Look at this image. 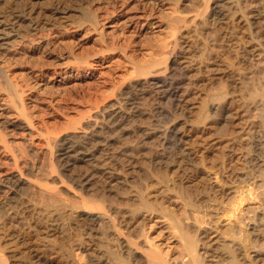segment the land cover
<instances>
[{"label": "rangeland", "instance_id": "rangeland-1", "mask_svg": "<svg viewBox=\"0 0 264 264\" xmlns=\"http://www.w3.org/2000/svg\"><path fill=\"white\" fill-rule=\"evenodd\" d=\"M82 1V5L87 6L85 8L97 14V27L83 21L77 9L66 12L64 16H46L39 32L31 29L25 36L11 30L10 23H0V28H3L0 33V67L16 85L26 109V116L17 113L19 111L10 103L7 91L0 86V132L6 138L0 139V189H3L0 194L5 201L0 207V264H90L92 250L89 248L98 241V233L94 230L98 222L92 218L95 214L97 217L100 210L85 202L90 198V203L92 197L99 199L107 193L108 197L112 186L124 187L128 191L141 184L148 187V191H156L157 177L160 171L167 169L165 163L159 164L154 158L158 151L159 130L171 123L181 130L183 147L189 150L191 156L186 168L191 172L179 169L174 175L182 188L179 191L183 198L189 200L195 194V172L200 170L206 174L209 171L208 174L214 179H209L208 174L205 176H208L210 184L214 181L215 185L212 186L219 200L227 202L231 195L226 196L225 190L235 189L236 184L243 190L239 208L246 223L255 211L256 215L264 213V165L258 170L259 173V167L252 164L253 159L257 158L262 159L264 164V8L260 0L225 1L227 5H231L229 1H232L235 7H230L233 10L225 7L226 16L224 14L219 18L212 14L215 0H211V8H206L207 11L204 10V0ZM38 2L37 6L43 5ZM74 7L78 8V4H74ZM3 9L6 8H0V21H4L9 11L6 9L8 11L4 12ZM172 21L178 24L177 29L172 28H175ZM16 27L19 31L20 27ZM25 28L23 26L20 30ZM174 39H177L178 53L165 57ZM143 68H148L147 72L167 73L173 68L182 72L183 75L179 73L182 79L180 100L168 107V115L161 117L156 113V97L140 94L136 90L137 94L134 93L128 100V94H121L134 81L147 77ZM218 92L222 99L220 104L219 100L216 103L212 99ZM222 94L226 97H222ZM210 96L213 101H210ZM120 102L124 106L129 103V106L126 105L128 107L125 106L129 108L127 111L146 107L144 110L148 112L143 118H131L134 121L142 118L138 120L140 123L145 121L142 124L126 120L120 127H115L117 130L105 129L110 138L115 136L108 141V152L116 150V147L117 150L121 148V156H126L125 159L130 162L117 165L118 168L112 170L116 179L109 177L112 172H103L104 175L99 171L101 174L98 172L96 177H92L89 187H93L82 190L76 178L85 170L92 169L86 168L91 167L90 162L79 159L76 164L67 165L66 159L61 158L60 161L59 150L65 137L70 136L77 142L84 140L83 135L91 129L88 128L91 124L89 121L95 118L103 121L106 115L104 110ZM214 105H221L222 108L220 106V109L213 111ZM212 113H215L214 118ZM217 113H230L231 117L225 123L222 119L218 120ZM7 122L28 123L30 128H13ZM220 127L222 130H219ZM191 152L197 165V168H193L196 170L194 172ZM15 175H21L26 183L21 194L14 198L11 185ZM224 183L228 186L225 187ZM248 192L253 198L249 197ZM243 197L248 201H244ZM173 198L168 205L180 214L182 200ZM42 210H45V214ZM143 218L152 242L176 256L175 237L168 222L156 212L146 213ZM258 221L248 222L246 227L249 225L247 228L255 239L254 246L259 249L264 247V226L257 224ZM214 237L215 234L212 235ZM79 244L86 248L83 261L76 254ZM252 255L255 254L252 252Z\"/></svg>", "mask_w": 264, "mask_h": 264}, {"label": "bare ground", "instance_id": "bare-ground-1", "mask_svg": "<svg viewBox=\"0 0 264 264\" xmlns=\"http://www.w3.org/2000/svg\"><path fill=\"white\" fill-rule=\"evenodd\" d=\"M10 1L11 2H9L8 0L7 1L3 0V3L2 2L0 3V4H2V5H0L1 6L0 8H6L9 10L8 11L6 9H3L4 12L8 11L7 12L8 14L5 13L7 15H5L4 21H0V23L4 22L2 25H5V23H10L11 30H16L17 34L20 36H25L24 34H26V32H30L31 29L32 30L37 29V31H38L39 28H42L41 23L43 24V18H45L46 16L47 17H59V16L65 14L66 12H68L72 9H74V10L77 9L78 11H80V13H81L80 17L83 19V21L89 22V24L92 27H97V23H98L97 14L92 12L90 8L89 9L85 8L87 6L84 7L82 5V2H83L82 0H43V2H41V3L38 2L41 0H10ZM225 1L228 2V0H222V1L215 0L214 1V4H213L214 6H212V14L215 16V18H219L220 16H223L225 14V12H224V11H226L224 9L225 7L232 9L230 7H233L235 5L232 3V1H229V2H231L230 3L231 5H227V4H225ZM37 2L40 4L43 3V5L37 6V5H39V4H37ZM202 2H203V0H202ZM204 2L206 4V7H204V10H206V8H208L210 6L209 4L211 3V0H204ZM212 2H213V0H212ZM260 3L262 5V7L264 8V0H260ZM74 4H78V8L74 7ZM203 6H205V5L203 4ZM209 8H211V7H209ZM204 10H202V11H204ZM2 13H3V11H2ZM257 14H260V13L258 12ZM225 16H226V14H225ZM250 16H251V14H250ZM258 16H260V15H258ZM47 19H49V18H47ZM220 19H222V18H220ZM175 21H172L173 26H175V28L172 27L173 29H177L176 25L178 26V24L176 23L177 21L176 22ZM255 24H256V22H255ZM17 25L20 27L19 31H18V28L16 27ZM52 25H54V23H52ZM23 26L27 27V28L20 30L21 27H23ZM39 30H41V29H39ZM1 32H3V28H0V33ZM43 33H45V32H43ZM208 33L211 34V32H208ZM34 34H36V33H34ZM41 34L42 33H40V35ZM214 36H215V34H214ZM38 37H40V36H38ZM205 37H206V35H205ZM176 43H177V39H174L171 42V46L169 47V52H167L165 54V57L168 56V54L176 55V53H178L179 47H177L178 44H176ZM177 68H173L170 72H167V73H163V72L158 73L156 71L155 72H152V71L147 72L148 68H147V70H146V68H143V69H145L144 71L147 72V74H146L147 77L144 78L143 80L134 81V83H132V85L130 84V86L126 87V89L123 88L124 90L121 91V94H123V93H125V95L128 94V96H129V97L127 96V99H128V98L132 97L134 95V93L136 95L137 93L135 91L137 90V91L141 92L140 94H149V95L153 96L154 98L156 97V99H158L157 100L158 104L156 105V106H158L157 107L158 109L155 108L158 112H156V113H159V115H161V117H162V115H164V116L168 115L169 114V108L168 107L174 106L176 104V101L180 100L178 97H179V89L181 87L180 85H181L182 79H180L179 73H180V75H183V74H181L182 72L180 71V69H177ZM173 71H175V72H173ZM0 86H1V88H5V90L7 91L8 96L10 97V99H9L10 103L13 104V106L16 107L19 111L17 113H19L20 115L22 114V115L26 116L24 98L22 97L20 92L17 90L16 85L12 82V80L5 73V71L2 67H0ZM251 86H252V84H251ZM216 94L213 96L212 99L213 100L215 99V101L216 100H219V101L222 100L220 98V93L218 92V95H216ZM224 95H226V94H224ZM254 95H255V93H254ZM206 96H208V95H206ZM257 96H255V97H257ZM211 97L212 96H210V101L212 100ZM222 97H226V96H223V94H222ZM251 97H252V95H251ZM93 98H95V97H93ZM125 98H126V96H125ZM223 100H224V98H223ZM92 101H94V100H92ZM98 101H99V98H98ZM123 102L126 103L125 100ZM221 102L222 101H220L218 104H220ZM122 103L120 102L119 105H116L114 103V105L108 106L107 110L105 109L106 108L105 107L104 111L106 112V115L104 114L105 116H103L104 117V119H102L103 121L99 122L96 120L97 118H95L94 121L90 120L89 122H91V124L88 126V128H91V129L90 130H88V128L86 129V130H88V132L83 135L84 140H80V142L82 141L81 144H80V142H77L76 140L74 141L73 138L70 137L69 135H68L69 137L64 136L65 137V139L63 141L64 144L61 146V149L59 150V154H58L60 161L62 159L63 160L66 159L67 165H74L77 163V161L79 159H85L86 161L90 162V164H91V167L85 166L86 168H92L91 170L89 169V171H87V170H85L86 168H83V170H85L86 172L82 171L83 172L82 174L79 175V173H78L79 176L76 175V176H78L76 178V182H77L78 186L82 188V190L85 188L88 189L90 187H93V185L90 187H89V185H91V183H92L91 180L97 176L95 174H98L99 171L102 172V174H104L103 172H109L110 173V172H112V170H114L115 167L118 168L117 165L123 166V164H125L128 161L127 158L125 159L126 156L125 157L121 156L123 154L121 148L119 150H117L118 148L116 147V150L112 149L111 152H108L109 151L108 145L110 144L108 141H110L115 136H112V138H110V136H108L109 134L108 133H107L108 135L106 134L105 129H109L110 131L117 130V129H115V127H118V126L120 127L121 124L125 123L124 121L132 120L131 119L132 117L135 119V118H140L142 116V118H143V115L147 114L148 112H146L144 110L146 107L145 108L139 107L135 111L132 110L133 112H131V110L127 111L129 108L127 109L126 107L129 106L128 105L129 103L125 104V106L128 105L126 107ZM155 103H157V102H155ZM155 103H152V104H155ZM216 103H217V101H216ZM216 103L212 102V104H216ZM120 104H122V106H120ZM222 105H223V103H222ZM219 107L218 106L216 107L214 105L213 111H214V109L216 111ZM221 108H222V106H221ZM203 109H205L204 105H203ZM90 111L92 112V110H90ZM153 113H152V115H153ZM214 114L213 113L211 114V115H213V118H214ZM217 116H218V120L222 119V122H225V123H227V120L229 119V117H231L230 113H224V114L217 113ZM149 117L151 119L150 115H149ZM134 119L132 121H134ZM141 119H136L134 122H136V121L139 122L138 120L141 121ZM202 120H203V118H202ZM143 122H145V121H143ZM143 122H141V123L139 122V123L142 124ZM250 122H252V121H250ZM7 123H9L10 126H13V128H18V129L30 128L28 123L24 124V122L23 123L22 122H20V123L7 122ZM7 123H5V124H7ZM217 123H219V121ZM144 124H146V123H144ZM195 124H196V121H195ZM144 126H146V125H144ZM198 126H200V124H198ZM146 129H148V128L146 127ZM149 129H151V128H149ZM219 130H222L221 127ZM107 132H108V130H107ZM121 132H122V130H121ZM142 132H144V131H142ZM180 132H181V130L179 131V127H177V125L175 123H171L169 125H166L164 128L162 127V129L159 130V136H158L159 139H158V146H157L158 151H157L156 157H154V158L157 159L158 163L159 162L162 164L165 163L167 169L165 172L160 171V175L159 176L157 175L158 176L157 177L158 178L157 179L158 180V183H157L158 188L156 191H154V192L148 191V189H147L148 187L141 186V184L139 186H136L135 188H132L131 190L128 189V191H127V189H124V187H123V189H120L119 186H112L111 190L109 191L108 197H106L108 193L107 194L105 193L106 195H102L101 197H99L97 195L99 197V199L98 198L94 199V197H95L94 196V197H92L93 200L90 203L88 202V201H91V200H89L90 198H88V200L86 199L87 200L85 202L86 204H88L89 206H92L93 208L100 210V214H98L97 217H95L96 214L94 217L92 216L93 217L92 220L98 222V226L96 227V229L94 228V230L97 231V233H98V235H97L98 241L96 243L94 242L95 244L89 248L92 250L91 251L92 257L89 261L90 264H264V247H259V249H258V247L256 248V246H254V240L255 239H253L251 237L250 232L248 231L247 227L249 225L246 227V224H249L248 222H251V221L256 222L257 220H259L257 224L264 226V213H261V215H256L257 213L255 211L254 212L255 214L252 213L253 216H251L248 219L246 218L248 220L247 223H246V221H244L243 215L241 214L243 212H241L242 210H241V208H239V198H242V196H243L242 191L243 190L240 189L238 184H236L237 187L235 186V189L233 188V190H231V191L225 190V195L226 196L231 195V197H229L228 200L225 199V200H227V202L223 201V200H222L223 201L222 202L221 199L219 200V198L217 197L216 190L214 189V186H212L214 184V181H213V184H210L211 182L209 183V179H211V178L214 179V177H211L210 176L211 174L210 175L208 174V173H210L209 171H208V173H206L203 170L206 174L209 175V179H208L207 178L208 176L207 177L205 176L206 174H203V173H201L202 171L198 170L197 172H195L196 174L194 177L195 181L197 182V185L195 187L196 191H195V194L192 198L189 197L192 200L191 199L188 200V198L187 199L183 198L181 192L179 191L180 186H179V183L177 181L178 179H176L175 178L176 176H174V175L178 172L179 169L184 170V169L188 168L187 162L189 160H191V158H190L191 156H190V152H188L189 150L186 151L185 150L186 148L183 147V138H182V135L180 134ZM116 134H117V132H116ZM118 134H119V132H118ZM246 134H248V133H246ZM150 135H152V134H150ZM3 136H4V134L1 131L0 132V139H6V138H3ZM142 136L147 137L145 135H142ZM248 137H250V136H248ZM80 139H82V138L80 137ZM103 142H105V143H103ZM126 142H127V140H126ZM135 142H136V140H135ZM155 142H157V141H155ZM78 144L80 145V147ZM104 144H105V146H104ZM143 144H141V145L143 146ZM6 145H7V143H6ZM152 149H153V147H152ZM105 150H107V151H105ZM149 150H151V147L149 148ZM153 152H156V151H153ZM191 154H192V152H191ZM17 159L19 160V158H17ZM59 159L57 158V161ZM194 160L195 159H194L193 154H192V162H191L192 163V166H191L192 171L195 170L193 168L197 166V165L195 166L196 163L194 162ZM129 162L130 161H128V163ZM197 162H198V159H197ZM64 163H65V161H64ZM136 164L137 163H135V165ZM198 164H199V162H198ZM252 164H253V166L259 167L257 169V171L260 169V167H262L264 165L262 163V159H260V158L253 159ZM153 165H154V163H153ZM189 168H190V166H189ZM263 169H264V167H263ZM134 170H133V172H134ZM205 170H206V168H205ZM184 171H186V173H187L188 170L186 169ZM100 172H99V174H101ZM179 173H181V172H179ZM113 174L114 173L112 172L111 173L112 176H109V177L115 178L113 176ZM183 174H185V172ZM256 174H258V173H256ZM20 176L21 175H15L14 176V178H13L14 181H13V184L11 185L13 190H12V188H10L14 193L13 194L14 198L16 195H19V193L21 191H23L22 189L25 188L26 180ZM76 176H74V177H76ZM73 179H75V178H73ZM252 179H254V178H252ZM141 180H143V179H141ZM191 181H194V180H191ZM210 181H212V180H210ZM244 181H246V180H244ZM196 182H195V184H196ZM217 182H216V184H217ZM8 183L10 185V181H8ZM223 185L225 187H226V185L228 186V184L225 185V183ZM243 186L244 185H242V187ZM104 187H105V185H104ZM181 187H183V186H181ZM245 187L246 186H244V188ZM195 188H194V190H195ZM244 188H242V189H244ZM257 188H258V186H257ZM180 189H182V188H180ZM245 189H247V188H245ZM1 190H3V189H0V191ZM250 191L252 192V190H250ZM218 193H220V191H218ZM248 193H249L248 194L249 197H251L252 194L250 192H248ZM94 195H95V193H94ZM219 195L220 194H218V196ZM246 195L247 194H245V197H248ZM2 196L3 195L0 194V207H2L5 204V201H4ZM223 196H224V194H223ZM10 197L11 196H9V198ZM82 197L84 198V196H82ZM173 197H178V198H181V200H182V205H181V211L182 212L180 214H178V212H176L175 208H172L168 205L170 199L172 200ZM184 197H187V196H184ZM120 198H122V199H120ZM251 198H253V197H251ZM10 199H12V198H10ZM218 200H219V202H218ZM243 200H244V197H243ZM245 200L248 201V198H246ZM251 200H253V199H251ZM241 201H240V203H241ZM50 206H52V205H50ZM242 207H243V205H242ZM44 211L42 210V212H44ZM149 212H156V214L160 218L165 219L168 222V227L170 229H172V234L175 237V245H176V248L178 250L176 256L173 257L172 255H170L172 253H170L168 251H164L159 244H155L154 242H152L151 238H149L147 230L144 227V223H143V219H144L143 217L145 216L146 213H149ZM40 213H41V211H40ZM44 214H45V212H44ZM44 214L41 215V217L44 216ZM247 214L249 215V213H247ZM13 216H15V215L13 214ZM15 222H18V221H15ZM257 224H256V226H257ZM260 225H259V227H260ZM93 227H95V226H93ZM213 234H215L214 238H212ZM98 248H102V249H98ZM85 250H86V248H84V245H81V244H79L78 247L76 248V254L78 255L79 260L82 259L81 261H83V258L85 256L84 255ZM252 252L255 255H252Z\"/></svg>", "mask_w": 264, "mask_h": 264}]
</instances>
